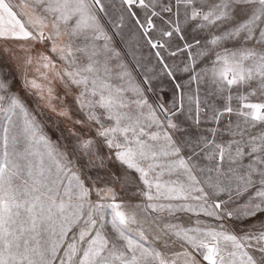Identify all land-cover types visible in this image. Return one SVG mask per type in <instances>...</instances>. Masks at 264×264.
<instances>
[{
    "label": "snow or ice",
    "instance_id": "obj_1",
    "mask_svg": "<svg viewBox=\"0 0 264 264\" xmlns=\"http://www.w3.org/2000/svg\"><path fill=\"white\" fill-rule=\"evenodd\" d=\"M0 264H264V0H0Z\"/></svg>",
    "mask_w": 264,
    "mask_h": 264
},
{
    "label": "rangeland",
    "instance_id": "obj_2",
    "mask_svg": "<svg viewBox=\"0 0 264 264\" xmlns=\"http://www.w3.org/2000/svg\"><path fill=\"white\" fill-rule=\"evenodd\" d=\"M5 60H7L6 57H5ZM2 66H3L4 71L11 73L14 79L16 81H19L20 73L15 67V65L11 63V61H7ZM32 75L33 73L30 71L29 76H32ZM19 87H20L19 83H17V90H19ZM40 118L46 124V131L48 132V134L55 140L56 137L59 136V132L57 131V125H59V127H64L63 123H61L58 118L51 117L48 114H44Z\"/></svg>",
    "mask_w": 264,
    "mask_h": 264
}]
</instances>
